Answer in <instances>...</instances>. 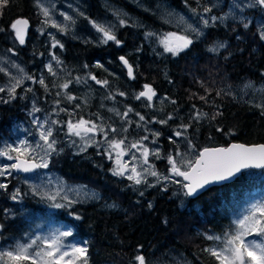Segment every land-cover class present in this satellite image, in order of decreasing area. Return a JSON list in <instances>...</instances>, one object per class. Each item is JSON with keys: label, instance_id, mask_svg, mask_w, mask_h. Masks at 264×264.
<instances>
[{"label": "trees", "instance_id": "1", "mask_svg": "<svg viewBox=\"0 0 264 264\" xmlns=\"http://www.w3.org/2000/svg\"><path fill=\"white\" fill-rule=\"evenodd\" d=\"M134 1L79 0L78 2L75 0L87 11V15L78 19L77 24L80 27L77 32L78 37L68 33L61 35L63 47L57 48L56 52L60 51L58 56H61L64 67L56 76H52L45 67L49 43L44 33L37 37L30 34L26 43L23 45L18 43L16 52L26 63L30 75L35 79L43 77L48 85L46 92L44 87L32 81V88L38 94L36 97L42 101L56 97L55 91L59 88L53 87V84L59 85L64 75L70 76L89 70L95 74L94 76L111 79L112 77L106 73L111 69H118L122 73L117 77L114 87L110 88L118 104L135 105L140 102L135 96L138 90L139 92L143 90L144 84L151 85L167 97L155 106V111H158L160 117L166 119L169 114L173 116L167 124L161 125L163 133L172 134L177 125L191 123L192 126L186 135L191 137L195 145L200 148L205 144L225 143L232 139L245 142L264 141V111L257 102H253L248 96H243L239 85L249 79L253 86H257L264 80V39L260 38L257 31L259 28L256 25V19L259 20L264 14L263 11L259 7L256 8L257 11L252 8L247 10L246 13L251 17L247 28L228 22L229 24L217 25L214 28L209 27L210 37L206 36L202 41L201 38L196 37L189 50L183 51V54L194 61V67H184L189 75H183L180 65L176 64L177 60L182 61V57L165 53L153 39L148 40L145 37V33L149 32L150 21L160 25V20L156 19L155 14H149L137 5L152 8L159 1H169L183 7L186 4L185 0H138V4ZM200 1L205 2V0ZM58 2L66 3L63 0ZM132 2L135 3V7ZM112 3L129 9L140 19H131V22L121 25L116 30L115 35L121 43L119 45L114 41L97 43L94 36L85 39L80 35L81 32L84 35L89 32V27L83 24H87L90 18L112 14L109 6ZM196 3L197 0H187V4ZM36 13L40 15L35 0H9L6 6H0V29H3L0 31V46L10 38L12 32L10 25L18 17L25 16L29 20L27 30L29 34L35 22L32 17ZM209 39L226 41L225 47L216 54L215 70L221 78L215 82L198 76L200 71L197 69V65L203 63L202 56L213 55V52L209 51V45H203ZM120 55L127 57L133 64L134 79L128 76L119 60ZM233 77L240 82H234ZM92 86L97 88V85ZM81 88L80 82L70 84L72 92L76 93ZM21 89H24V85L16 89L18 95ZM120 92L126 95L120 96L118 94ZM29 93H26L27 98ZM91 93L93 95L89 100L90 104H81V110L87 112L84 114L77 112L75 114L77 120L81 116L94 120L99 114L102 117L105 115L106 108H100L102 111L100 112L95 110L96 105H92L98 92ZM63 96L64 94L61 93L62 101L71 105L73 101L68 102ZM200 97L207 99L205 101ZM173 100L176 103L173 104L171 102ZM27 102L26 99L21 100L19 96L10 99L7 103L0 102V125H6L13 118L20 117L21 104ZM193 105L196 110L207 113V116L198 122L192 120ZM151 113L147 112L149 116ZM217 113L222 115H216ZM213 115H216L214 120L211 119ZM98 151L102 150L92 146L86 151L72 153L68 146L62 143L53 154L58 159L57 163L62 173H81L89 176L93 174L94 169H98V174H107L111 172L108 161L103 160V155L98 154ZM116 181L124 195L119 206L112 204L115 207H108L103 200L77 201L71 206L49 212L53 217L56 215L70 225L74 236L87 241L88 263L104 264L116 252L128 256L134 263L137 252H143L146 256L150 253L156 261L175 262L185 259L192 264H217L207 252L203 251L210 243L205 237L207 233L229 230L233 220L232 212L246 197L245 194L254 188L264 190V169H244L233 180L211 185L194 197L187 196L183 192L181 197L185 200L184 204H181L179 197L177 199L172 196L168 187L165 191L162 185L155 184L154 187L143 188L144 190L141 188L134 192L133 186L124 177H116ZM141 192H143L142 196ZM27 199L30 200L25 205L27 208L44 212L45 208L32 200V197L28 196ZM128 202H134L135 206H128ZM149 203L152 205L151 208ZM77 216L80 218L77 219ZM26 223L20 211H16L4 226L2 240L5 241L4 237L20 238L22 230L27 228Z\"/></svg>", "mask_w": 264, "mask_h": 264}, {"label": "rangeland", "instance_id": "2", "mask_svg": "<svg viewBox=\"0 0 264 264\" xmlns=\"http://www.w3.org/2000/svg\"><path fill=\"white\" fill-rule=\"evenodd\" d=\"M36 4L38 6L39 13H36L32 19L35 20L34 25L31 26L29 30V34H27V37L25 38V43L28 40V37L30 34L34 35V37L41 36L43 33L45 34V37L48 40L49 48H47L48 56H47V64L46 66L51 63L53 66V69L56 71V73H59L60 69H63V61L60 54V51L56 52L57 48H61L59 46L53 48L52 44L55 41H59L61 44V35L65 34H71L73 36H79L78 29H80L79 25L77 24L78 19L80 16L87 15V11H85L82 6L79 5L78 2H75V0H63L65 2H58V0H35ZM211 5L213 9L216 10V13L211 14L207 13L206 15L208 17L210 16H223L225 14L228 15V19L224 20L223 22L216 21L214 24H227L228 22L231 24H239L242 27H244V24L247 23L250 24L251 17L246 13L248 9H251L253 7H249L245 10L246 4L249 2V0H207ZM136 4H138V0L134 1ZM202 2V1H201ZM133 3V2H132ZM135 3L132 5L135 7ZM234 3H239L241 5L240 8H236L234 6ZM43 5L44 7H47L50 9L51 12V20H49L48 24H45L43 21V18L45 20V17L43 16L40 5ZM112 14L110 15H103V16H95L93 18H90L88 20L87 24H83L85 27H89V32L84 35L82 32L80 35H82L85 39H91V36H94L97 43H103L102 42V34L99 33L95 27H93V23L95 22L97 24L103 25L106 28H111L113 33H116V30L121 26L119 23L120 19H124L127 22H131V19L136 20L139 19L137 17L138 15L136 13L131 12L129 9H126L120 5H115V3L110 4ZM141 6L145 9V11L149 12V14H155L156 19L160 20V25L153 23L152 20L151 23L148 24V30L147 33H156L157 36L154 37H148L145 35V37L149 40L150 38L154 40V42L159 46L162 50L163 47L159 45L157 37L168 32H177L178 34H190L187 31V25L192 24L193 26H200L204 32L203 36H200V41H202V38L210 37V34L205 33L207 30V27L204 28L203 25L200 22L199 15H196L193 13L192 9H197V11L204 15L203 11H201V8L196 7L195 4H184L183 7L177 6L175 4H171L168 1H159L153 6L152 8H149L145 5H137ZM257 6H255V9ZM261 8V7H260ZM261 10L264 13V8H261ZM60 13H65L73 18L72 21H66L63 19V16L60 15ZM43 16V18H42ZM183 18V20L181 19ZM56 21L57 23L61 24L62 26H67L64 31H60L57 28L51 27L52 21ZM140 20V19H139ZM256 22L258 24L259 30L258 34L262 30H264V14L260 16L259 20L256 19ZM228 23V24H229ZM162 24V25H161ZM213 23L210 22L209 26ZM256 24V25H257ZM167 26V27H165ZM208 26V27H209ZM231 31L233 29H230ZM228 31V30H227ZM95 33L96 35H94ZM145 33V34H147ZM93 34V35H92ZM191 38L195 40L196 36L194 34H190ZM238 36V35H237ZM8 40V42H7ZM2 43L0 46V67H3L6 69L8 73H10L12 76H22L24 74H27L29 76L30 73L27 69L26 63L20 59L16 52V47L18 46V41L15 40L14 32H11L10 38L7 39ZM199 40V39H198ZM215 42L226 44L225 40H210L205 41L204 44H208L211 46L214 45ZM158 48V47H157ZM11 49V51H9ZM187 51L189 49H186ZM185 50V51H186ZM220 50V49H219ZM218 50V51H219ZM218 52H213V55H207L202 56L203 57V63L197 65V69L200 71L198 76H202L210 80V82L218 81L219 78H221V75L217 73V70H215L216 66V54ZM53 54L58 58L60 61L59 64L55 60L52 59ZM200 54L202 55V51H200ZM175 57H182V61L177 60L176 64L180 65L181 72L184 75H189L187 72V69L184 67H194V61L190 60L187 55L183 54V51L180 52ZM226 57V56H225ZM229 58V56H227ZM18 65L19 68H22L24 71L23 73L18 72L17 68L13 67L12 65ZM45 66V67H46ZM47 68V67H46ZM63 72V71H62ZM110 73V72H107ZM91 75H95L93 72L88 71H82L75 73V75H64L60 79L59 84L65 82L66 80H72L73 82H76L75 78L80 77L81 78V86L82 88L78 92H72L70 89L63 90L58 89L56 92L61 93H70L71 95L77 97L76 100H74L71 105L65 104L61 99V97H52L50 99H46V101H42V99H38L36 96L38 94L36 93L35 89L32 88V80H24L23 84L24 89L20 90V94L18 95L16 92V98L19 96L20 99H26L28 102L25 104H21V110L22 115L18 118H13L12 121L6 125H0V148L3 147L5 143L13 144L15 145L19 140L21 139H27L30 141L33 146H35L36 142L38 141V133H37V126L33 124V119L39 118L40 121H44L45 119H55L59 120L61 122L67 121L70 117L65 112H60L57 110L56 113L53 112V109L55 108L54 101L59 99L61 101L60 108H66L69 112H74L77 114L79 112L80 114H84L87 111H82V105L86 104L89 105V100L92 97L91 92H98V94L95 96L96 100L94 103H92L93 106L96 105L97 111H100V108H106L105 115L102 117L101 114H99L100 117L103 118V123L112 125L113 127L120 128L121 126L127 127L128 131L126 133L120 132L117 134L110 133L109 136L116 135L117 138H120V136L126 135L128 137V142H132L135 140L140 139L144 135H148L149 139L148 141H145L144 143L153 150L158 149L160 152L161 159H157L154 156H150L149 160L150 162L155 166L156 170L160 173H163L165 175L168 174V170L170 168V165L167 162L166 157L171 153L175 154L177 147H179L181 152H184L187 150V144L186 141L183 138H174L177 140L176 144H173L169 140V136H171V133L165 132L163 133L162 127L160 123H156V120L164 119L163 117H160L158 111H155V106H157L158 103L161 101L166 100V96L164 94H161L157 89H155L157 96L153 99L151 102V106H148V103L145 99H141L140 102H137V104L133 105H127V104H118L115 100L112 102L110 101L113 93L111 92L108 85L106 88H103L104 86H101L97 84L95 81L91 80L89 77ZM33 77V76H32ZM34 78V77H33ZM98 80H107L110 81L108 78H102L101 76H96ZM234 82L239 83L240 81L237 80L235 77L232 78ZM9 83V76L5 75L4 72H0V87L7 88ZM251 85L252 87L249 89V87H246V85ZM92 85L96 86L95 89ZM241 85V90L243 92V96H248L250 100H253V102H257L259 106L264 105V80L259 82L257 86H253V83L248 79L246 81H243L242 83H239ZM86 86V87H85ZM85 87V88H84ZM92 87V88H91ZM31 88L32 91L29 93L28 98L26 97V89ZM102 88V89H101ZM100 89V91H97ZM104 92V93H103ZM139 90L137 91L138 94ZM65 96H63L64 98ZM11 98L8 95V92H0V102L9 101ZM107 99V102L105 101ZM115 99V98H114ZM123 103V102H122ZM35 104L36 107L40 108V112L33 113V105ZM73 104V105H72ZM79 104V108H76L75 105ZM128 107L133 108L135 111L133 113L129 114V119L132 121L131 124H125L121 117L117 116L115 112L109 111V109H116L123 113ZM264 111V107H261ZM152 112L151 115L147 114V112ZM138 112L141 115L145 116V121H150L149 123H146L145 121H140L139 117L135 115V113ZM74 120H77L75 115L71 117ZM86 120H92L85 118ZM96 119V118H95ZM94 119V120H95ZM100 122V121H98ZM140 125V126H138ZM58 127V131L55 133V138L57 140L56 148L59 149V146L62 143H65L66 146H68V149L72 153H79V148L77 146L72 145V140H77V144L80 143L78 138L76 137H68L65 135L67 129L65 127ZM145 129H148L149 131H145ZM177 130L174 129L172 133ZM154 132H159V137H155L152 135ZM164 138V139H163ZM187 138L191 139L187 135ZM97 140L101 139L100 136L96 137ZM165 140V142H164ZM155 141V143H153ZM194 143V141L192 140ZM165 143V145H164ZM195 144V143H194ZM200 147H197V150H199ZM103 151V149L101 148ZM135 151V150H133ZM15 155V154H13ZM137 156L140 154L137 152ZM103 160L108 161L109 169H113L115 167L114 162L108 160L103 155ZM125 160H130V156H125ZM57 157L55 154H52L48 158V167L47 168H37L32 172L24 173V172H16L13 171L10 176L0 177V183H7L8 188L0 189V225H3V229L0 230V249L8 248L9 246L14 245L17 241L27 242L29 237H34L36 235H48L50 232L54 231L57 228H60L61 230H71L72 227L68 224H66L65 221L61 220L58 216L55 215V217L50 214V211H57L60 208L52 207V202L47 199H42L40 195H36L33 193L32 188L36 187L40 191H55L57 188H63L64 194H67L70 199L74 201H91V200H103L106 202L107 206L112 204L121 205L123 201V193L121 192L117 181L116 176L114 177L112 174V171L107 174H98V169H94L93 174L86 176L84 174H75V173H62L59 170V163H57ZM14 163V161H9L5 157H0V165L4 164H11ZM99 177H101V180H99ZM125 178V177H124ZM104 179H108L109 181H103ZM126 179V178H125ZM181 179V178H177ZM127 180V179H126ZM129 184L133 186L134 192L137 189L144 190L143 188H147L145 185H134L131 181L127 180ZM148 181L152 184H157L155 181V178L148 177ZM159 185H162L164 188L165 185L170 189L172 192V196L179 197V201H181V204H184L185 200L181 197L183 192L185 191L179 184H173L170 182H162L159 183ZM19 188L21 192V196L18 200H12L11 196L14 193V191ZM32 197V200L38 202L41 206L45 208L44 212L40 210H33L32 208H27L25 205L30 200L27 199V197ZM246 197L243 198V200L235 206L232 216L233 219L237 218L241 214L244 213L245 209L254 201L264 199V190L261 188H254L251 192L245 194ZM178 199V198H177ZM57 202L59 203H65V201L60 200L58 198ZM118 205V206H119ZM128 206L134 207V202H128ZM7 210V211H5ZM16 211H20L21 216L23 217L24 221L27 222L25 226H27L26 229L22 230L20 238H12V237H4V240H2L3 234H4V226L8 219L12 218L13 215L16 213ZM24 226V227H25ZM225 232V231H224ZM224 232H215V233H207V235H221ZM187 235V234H186ZM8 236V235H7ZM188 236V235H187ZM251 239V237H250ZM69 244H81L86 245L87 241L84 239L78 238L76 236H72L70 238H67L66 240ZM214 245L213 241H210L208 247H211ZM143 254V252H137V255ZM136 255V256H137ZM144 255V254H143ZM147 264H192L188 260L180 259L175 262H169V261H159L155 260L153 256L144 255ZM138 264V261L134 259V263L130 261L128 256L121 254L119 252L114 253L109 257V260L104 264ZM91 264V263H88Z\"/></svg>", "mask_w": 264, "mask_h": 264}, {"label": "snow or ice", "instance_id": "3", "mask_svg": "<svg viewBox=\"0 0 264 264\" xmlns=\"http://www.w3.org/2000/svg\"><path fill=\"white\" fill-rule=\"evenodd\" d=\"M9 0H0V6H6ZM199 2V0H197ZM187 4V0H185ZM236 8H240L239 3H234ZM247 7L259 6L264 8V0H249L246 4ZM40 10L45 17L44 23L48 24L51 20L50 9L40 5ZM193 13L199 15V19L204 28L208 27L210 22L216 21L223 22L228 19L229 14L223 16H210L206 14L212 11V7L205 6L203 8L204 15H201L197 9H192ZM63 19L66 21H72L73 18L65 13H60ZM183 20V18H181ZM93 23V27L102 34V42L107 43L114 41L117 45L121 43L113 33L111 28H106L103 25ZM120 25H124L126 21L124 19L119 20ZM14 32L15 40L20 45L25 43V37L27 35L28 21L26 19H16L10 25ZM51 27L57 28L60 31H64L67 26H62L56 21H52ZM244 27L247 28L248 24L245 23ZM3 31V29H0ZM187 31L190 34H194L197 38L204 35V32L200 26L187 25ZM190 34H178L177 32L164 33L157 37L158 43L163 47L165 53H170L173 56L178 55L180 52L188 49L193 44V39ZM148 37L157 36L156 33H147ZM260 38L264 39V30L260 32ZM52 47H63L59 41H55ZM225 47V44L215 42L213 46L209 48V51L216 52L219 49ZM11 51V49H9ZM52 59L60 63L58 58L53 54ZM122 63L127 67V74L130 78L134 77L133 66L129 64L125 57H120ZM13 67L17 68L18 72L23 73V69L18 65L13 64ZM99 66V65H98ZM48 72L52 76H56L57 73L53 69L51 63L47 66ZM0 72H4L9 76V83L7 88L0 87V92H8L11 99H15L16 89L20 88L24 80H32L34 83H38L48 91V85L43 77L35 79L32 76L24 74L22 76H12L6 71L5 68L0 67ZM101 86H107V80H98L96 76L91 75L89 77ZM76 82H80L81 78L76 77ZM72 80H66L65 82L53 87H58L63 90L69 89V85ZM251 87V85H246ZM26 91L31 92L32 89L28 88ZM120 96H125L124 92L118 93ZM219 95V93H217ZM61 92H56V96L59 97ZM65 99L68 102H72L77 97L70 93H64ZM157 96L154 88L149 84L143 85L141 90L135 99H145L148 106H151V102ZM114 99V97H109ZM167 99V98H166ZM200 99L206 101V97H200ZM7 103L8 101H4ZM176 103L174 100L171 101ZM61 101L59 99L54 101L55 108L53 112L57 110L65 112L69 115L67 121L61 122L55 119H45L40 121L39 118L33 119V124L37 126L38 141L35 146L27 139L19 140L15 145L5 143L0 148V157H5L9 161H14L11 164L0 165V177L10 176L13 171L16 172H32L37 168H47L48 158L55 152H57L55 133L58 131V127L66 126V133L68 137H76L80 141L77 144V140H72V145L77 146L80 152L86 151L88 147L96 146L98 154L104 155L108 160L113 161L115 167L111 169L112 174L115 176L125 177L131 181L134 185H145L146 187H154L148 181V177L155 178L157 184L162 182H170L173 184H179L185 191L187 196H193L203 189L206 185L229 180L236 176L243 169H264V144L246 145L242 143H232L227 147H204L202 150H197V146L191 139L187 138V131L192 126L191 123H181L177 125L171 136H169L170 142L177 143L174 138H183L187 144V150L181 152L177 147L175 154H169L166 159L170 168L168 174L165 175L156 170L155 166L150 162L149 157L154 156L157 159H161L158 149H150L144 142L148 141L149 136L144 135L140 139L128 142L126 135L117 138L116 135L109 136L110 133L117 134L120 132L126 133L127 127L121 126L120 128L113 127L112 125L103 123V118L97 115L95 120H86L81 116L78 120H74L71 117L75 115L74 112H69L66 108H60ZM79 104L75 107L79 108ZM260 107H264L261 105ZM193 114L191 119L199 121L203 117L207 116V113L200 112L195 109L193 105ZM41 109L33 105L32 112H40ZM109 111L115 112V114L121 117V120L125 124H131L129 114L135 110L128 107L123 113L116 109H109ZM135 115L139 117L140 121H145V116L136 112ZM216 115H222L217 113ZM216 115H213L211 119H216ZM173 116L169 114L166 119L156 120V123L167 124L169 120H172ZM100 121V122H98ZM149 123L150 121H145ZM140 126V125H138ZM223 131V129H217ZM145 131H149L145 129ZM153 136L159 137V132L152 133ZM100 136L101 139L97 140L96 137ZM155 143V141H153ZM135 150V151H133ZM62 151V149H61ZM140 155L137 156L136 153ZM15 154V155H13ZM125 156H130V160H125ZM181 178V179H177ZM7 183H0V189H7ZM163 190H167L165 185ZM32 191L36 195H40L42 199H47L52 202L51 206L55 208H62L71 206L77 202L69 198L67 194H64L63 188H57L55 191H40L38 188L33 187ZM143 195V192L140 193ZM21 196L20 189L17 188L11 196L12 200H18ZM58 198L65 201V203L57 202ZM109 207H115V205H109ZM152 205L149 203V208ZM7 211V210H5ZM77 219L80 217L77 216ZM3 229V225H0V230ZM73 236V232L69 230L55 229L48 235H36L29 237L27 242L17 241L14 245L5 249H0V264H88L86 245L81 244H69L66 242L67 238ZM251 237V239H250ZM206 239L213 241L214 245L205 248L203 251L207 252L217 264H264V199L256 200L252 202L244 211L243 214L233 219L229 230L225 231L221 235H206ZM142 247V246H140ZM135 260L138 264H147L143 254L135 256Z\"/></svg>", "mask_w": 264, "mask_h": 264}, {"label": "water", "instance_id": "4", "mask_svg": "<svg viewBox=\"0 0 264 264\" xmlns=\"http://www.w3.org/2000/svg\"><path fill=\"white\" fill-rule=\"evenodd\" d=\"M16 19H26L28 21V28H29V20L27 19V17L25 16H21V17H18ZM15 19V20H16ZM14 20V21H15ZM13 21V22H14ZM28 30V29H27ZM125 57L124 55H120L119 56V60H120V57ZM125 59H127V57H125ZM128 60V59H127ZM121 61V60H120ZM129 64H131L133 66V64L128 60ZM122 63V61H121ZM123 64V63H122ZM123 66L126 68L127 70V67L123 64ZM133 70H134V66H133ZM232 143H242V144H246V145H254V144H264V141H256V142H245V141H242V140H235V139H232V140H229L225 143H217V144H207V145H204L200 148V150H202L204 147H227L228 145L232 144ZM239 173L236 175L238 176ZM236 176L232 177L231 179L229 180H225V181H220V182H215V183H212V184H209V185H206L203 189L199 190L197 194H199L200 192H202L203 190H205L206 188H208L209 186L211 185H214V184H221V183H224V182H229L231 180H233ZM197 194L191 196V197H194L196 196Z\"/></svg>", "mask_w": 264, "mask_h": 264}, {"label": "flooded vegetation", "instance_id": "5", "mask_svg": "<svg viewBox=\"0 0 264 264\" xmlns=\"http://www.w3.org/2000/svg\"><path fill=\"white\" fill-rule=\"evenodd\" d=\"M169 2V1H168ZM170 3V2H169ZM171 4L173 5L174 4V2H171ZM210 3L207 1V0H205V2H201L200 0H199V2H197L196 4H195V6L196 7H200L201 8V11H203V8L205 7V6H209V7H211V5H209ZM258 7V6H257ZM246 9H248V7L246 6V8H245V10ZM254 10L255 11H257L255 8H254ZM209 13H211V14H214V13H216V10L215 9H213L212 8V11L211 12H209ZM219 26V25H221V24H212V25H210V27L211 28H214V26ZM75 37H77V36H75ZM216 40H220V39H216ZM209 48H210V45H209ZM126 69V68H125ZM108 72H110V73H106V74H108L109 75V77H112L111 79H109L110 81H108V87L109 88H113L114 86V84H115V82H116V79H118L117 77H120V74L122 73V71L121 70H118V69H111L110 71H108ZM126 72H127V70H126ZM104 93V92H103ZM112 97H114L115 99H110V101L112 102L113 100H115L116 102H118V100H117V98L114 96V95H112ZM106 102H107V99L105 100Z\"/></svg>", "mask_w": 264, "mask_h": 264}]
</instances>
